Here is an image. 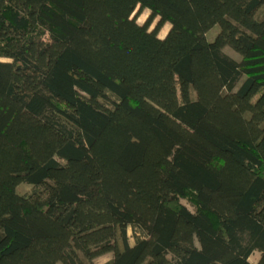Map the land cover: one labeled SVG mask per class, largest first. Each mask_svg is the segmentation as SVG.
<instances>
[{"label": "trees", "instance_id": "trees-1", "mask_svg": "<svg viewBox=\"0 0 264 264\" xmlns=\"http://www.w3.org/2000/svg\"><path fill=\"white\" fill-rule=\"evenodd\" d=\"M128 1L0 0V264H264V0Z\"/></svg>", "mask_w": 264, "mask_h": 264}, {"label": "rangeland", "instance_id": "rangeland-1", "mask_svg": "<svg viewBox=\"0 0 264 264\" xmlns=\"http://www.w3.org/2000/svg\"><path fill=\"white\" fill-rule=\"evenodd\" d=\"M131 5V0H129L126 4V6L123 8V11H127L129 9V6ZM138 6L135 7L134 9V12L137 10ZM146 20H150V25H149V28L152 29L155 27V25L157 24L158 20H159V17L156 16V17H152L151 18V15H150V10L148 8H143L140 10L139 12V15L137 16V21L139 23H143L145 22ZM169 28V23L168 22H165L162 24L161 28L159 29V32H158V35L160 37H163L165 35V33L167 32ZM220 31V26L217 24L215 26H213L207 33H206V37L208 40L212 41L216 36L217 34L219 33ZM46 38H47V35H46ZM224 51L226 53H228L229 55H231L232 57H234L235 59L239 60L240 59V55L234 51L229 45H226L224 47ZM34 185L33 184H30V183H26V182H22V183H19L18 186H17V191L20 193V194H29L32 192V190L34 189ZM182 202L187 205V207L190 209V210H194V207L193 205L188 202L187 199H182ZM132 232H133V228L131 226H128V234H129V240L130 242L132 243L133 242V237H132ZM260 255H261V251L258 250V249H255L249 256V260L252 262V263H257L259 258H260ZM112 257V252H106V253H103L101 255H98L96 257H94L92 260H91V263L92 264H104L106 261H108L110 258Z\"/></svg>", "mask_w": 264, "mask_h": 264}]
</instances>
